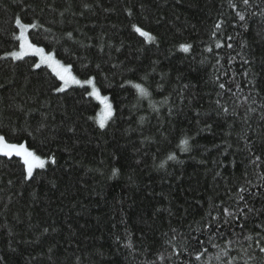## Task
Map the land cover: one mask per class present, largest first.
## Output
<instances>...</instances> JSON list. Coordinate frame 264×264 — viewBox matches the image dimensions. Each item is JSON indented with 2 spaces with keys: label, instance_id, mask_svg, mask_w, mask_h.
<instances>
[{
  "label": "trees",
  "instance_id": "obj_1",
  "mask_svg": "<svg viewBox=\"0 0 264 264\" xmlns=\"http://www.w3.org/2000/svg\"><path fill=\"white\" fill-rule=\"evenodd\" d=\"M0 143V264H264V0H0Z\"/></svg>",
  "mask_w": 264,
  "mask_h": 264
},
{
  "label": "rangeland",
  "instance_id": "obj_2",
  "mask_svg": "<svg viewBox=\"0 0 264 264\" xmlns=\"http://www.w3.org/2000/svg\"><path fill=\"white\" fill-rule=\"evenodd\" d=\"M19 34V48L12 52L10 57L18 60L24 57H34L37 59L38 66L48 68L61 82V90L70 87L87 88L89 96L100 106L99 113L95 119L99 128H104L112 118V108L108 99L102 97L94 86L92 80L80 81L72 76L70 70L57 63L52 56L47 55L41 49L29 44L26 37V29ZM0 156L17 157L21 159L25 167V178L32 176L35 170L45 168L51 161L36 157L32 152L22 146L7 145L0 143Z\"/></svg>",
  "mask_w": 264,
  "mask_h": 264
}]
</instances>
